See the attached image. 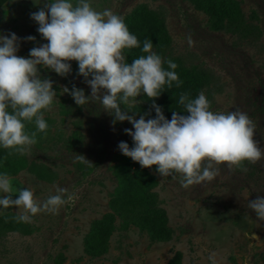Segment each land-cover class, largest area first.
Returning a JSON list of instances; mask_svg holds the SVG:
<instances>
[{"label": "rangeland", "instance_id": "374dc122", "mask_svg": "<svg viewBox=\"0 0 264 264\" xmlns=\"http://www.w3.org/2000/svg\"><path fill=\"white\" fill-rule=\"evenodd\" d=\"M53 0H0V35L15 33L20 38L17 55L29 58L33 47L47 43L37 31L31 13ZM75 4L76 0H72ZM97 11L109 9L124 18L140 47L125 49L126 62L146 55L145 40L161 27L166 39L153 45L164 61L177 64L180 80L195 82L213 112L240 110L254 124V139L264 149V0H88ZM34 36L35 41L24 38ZM193 44L190 46L188 37ZM62 77L38 66L41 78L53 81L56 97L51 110H43L46 133H37V143L20 154L0 146V174L9 173L13 189H30L40 202L67 188L77 198L58 213L42 212L24 233L0 228V264H167L180 254L179 264H264V221L248 208V202L264 197V159L245 161L247 171L226 165L212 182L190 186L180 176L154 174L151 190L155 207L163 212L170 236L165 241L152 237L145 227L125 223L110 207L121 189V178L140 166L119 150V143L133 147L134 131L128 121H117L99 101L79 106L62 88L75 85L85 96L91 88L78 75V63ZM91 78V77H89ZM162 110L171 101L150 99L141 94L131 105H121L136 119L155 115L151 105ZM28 134L35 121L24 122ZM11 153V154H10ZM83 155L89 162L76 160ZM4 194L0 193V197ZM18 198V191L13 194ZM22 209L0 206V218ZM109 216V217H106ZM257 223L261 226L257 227ZM102 226L104 236L95 238Z\"/></svg>", "mask_w": 264, "mask_h": 264}, {"label": "clouds", "instance_id": "9594fccd", "mask_svg": "<svg viewBox=\"0 0 264 264\" xmlns=\"http://www.w3.org/2000/svg\"><path fill=\"white\" fill-rule=\"evenodd\" d=\"M30 15L47 43L33 47L29 58L17 55L20 38L15 33L0 35V146L4 149L25 154L37 143V133L48 129L43 110H51L56 91L52 80L41 78L38 66L66 77L71 72L70 62L76 61L78 75L84 77L91 95L86 97L84 90L75 85L71 90L63 87V93H68L79 106L99 101L114 116L113 125L117 121L131 123L134 131H124L132 137L134 146L130 148L122 141L118 147L141 167L155 166L162 177L179 175L181 186L188 189L215 180L221 165L247 171L242 167L245 161L255 164L264 159V149L254 139L256 125L248 113L213 112L203 92L195 99L181 94L178 103L186 114L174 111L171 120L155 103L151 105L156 113L152 119H136L122 110L121 105L135 103L141 94L154 100L165 85L171 88L174 82L176 87L183 83L172 60L167 61L171 70L164 69V61L153 51L151 40L143 42L146 55L126 62L124 50L140 47V42L122 16L109 9L97 11L88 0H76L75 4L72 0H53ZM188 42L193 44L191 36ZM33 120L36 131L28 134L24 122ZM76 160L92 164L83 155ZM15 191L18 198L13 199ZM0 193L4 194L0 206L22 209L15 219L24 223H30L42 212L56 214L77 198L67 188L57 187L55 195L40 202L30 189H13L7 173L0 174ZM248 208L259 221H264V197L258 195L248 202ZM209 260L216 264L215 253L210 254Z\"/></svg>", "mask_w": 264, "mask_h": 264}, {"label": "trees", "instance_id": "16d2710c", "mask_svg": "<svg viewBox=\"0 0 264 264\" xmlns=\"http://www.w3.org/2000/svg\"><path fill=\"white\" fill-rule=\"evenodd\" d=\"M152 36L153 45L161 43L166 39L165 32L161 27L157 28ZM183 83L180 87H176L175 82L172 87L164 86L163 92L158 97L166 98L171 101V107L164 110V116L171 120L172 113L179 111L181 115H185L184 106L179 104L181 94L187 93L190 98L195 99L198 96V85L189 80H181ZM156 115V114H155ZM155 115L146 117L145 119L155 118ZM157 173L155 166L151 168L134 167L131 172H126L121 178V189L119 193L110 201L111 209L119 215L125 223L138 227H145L150 235L159 241H165L169 238L170 232L165 227V217L162 211L155 207V195L151 190L157 185V179L154 174ZM9 175L8 172H4ZM15 215L10 214L7 217L0 218V228L7 229L18 233H24L25 228L22 222H17ZM109 217V216H106ZM106 231L102 226H98L95 230V238L99 239L104 236ZM180 254L176 252L167 264H179Z\"/></svg>", "mask_w": 264, "mask_h": 264}]
</instances>
